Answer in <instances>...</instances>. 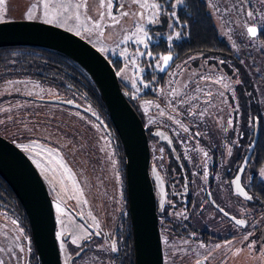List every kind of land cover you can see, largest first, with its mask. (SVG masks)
<instances>
[{
    "label": "rangeland",
    "instance_id": "374dc122",
    "mask_svg": "<svg viewBox=\"0 0 264 264\" xmlns=\"http://www.w3.org/2000/svg\"><path fill=\"white\" fill-rule=\"evenodd\" d=\"M34 2L35 0H6L8 14L5 21L27 20L24 18V12ZM158 2L165 7L163 0H158ZM98 3L99 0H89V15H96L95 9ZM121 3H126V0H121ZM234 3L235 0H211V3L207 4L220 36L230 46V53L225 55L195 54L176 62L173 66L170 62L167 67L169 71L165 83L161 86L151 84L152 80H157L154 75L152 78L149 76V80L144 78L147 69L164 72L155 67L154 56H147V59H154L145 62V66L141 65L143 56L136 57L139 71L131 66L129 58L134 55L137 48L143 52L148 51L142 44L133 42L121 44L120 41L123 40L126 33L120 27L107 29L105 35L99 39L95 35L89 39L83 33L79 36L98 49L104 48L103 53L106 56L121 58L123 63L121 69L124 71L121 72L119 69L118 75L123 82L131 86L132 96L135 99L134 104L139 109L146 126L154 124L175 133L178 129L180 131V126L175 123V120L170 119L173 116L175 119H180V116L186 118L187 115L184 113H186L189 104L180 101H188L195 95L198 96L197 103L203 108L208 99L205 94H198L194 91L197 85L191 81H197L206 92L210 90L214 97L212 105L215 106H209V113L212 115H206L203 120L196 121H199L201 126L207 128L214 135L216 131L213 127L220 125V121L223 125L226 119L227 124V120L231 117L233 123H240L241 115L239 114L237 117L238 112H234L229 105L233 107L237 103L239 105L242 96L246 97L248 104L252 100L253 110L260 111L264 122V34L257 38H251L247 35L246 26L243 25V21L248 19L246 12L253 11L256 15V25L264 29V4H261L260 0H249V3L244 5L245 11L239 12V6L233 7ZM181 5L182 3L177 4L171 12H165L162 9L161 15L155 23H148L145 19L144 28L148 33V46L152 42H158L161 37L170 44L181 38V35H176L178 31L174 27V25H180L177 8ZM217 6L220 9L219 12L216 11ZM225 9H229V11H225ZM131 10L137 11L138 7L132 6ZM172 12L176 13V18L171 16ZM169 25L172 26L169 27ZM122 26L124 29L132 28V18H124ZM69 27H73L71 32L76 33L71 21L62 28L68 30ZM169 36L172 37L171 40L168 39ZM125 50H127L129 58L121 55ZM126 65L128 66L125 67ZM173 73L176 75H172ZM201 76L208 79L201 80ZM218 79L221 80V83H214ZM236 80L241 83H235ZM185 84H188L189 87L185 88ZM224 84H228L230 87L225 88ZM173 89L179 92V96L171 94ZM149 90L152 91L151 97H141ZM219 92H223L224 95H218ZM233 94L236 97L235 101ZM61 98L64 102L51 101ZM67 100H72L73 103L68 104L65 102ZM82 106L87 107L92 114H96L95 108L88 102L77 98L70 91L62 89L57 83H43L28 75H11L7 79L0 80V135L17 144L34 162L53 198L57 232L63 230L64 233L70 235L71 243L73 239H77V243L82 240L85 233L80 225L85 226V224L82 219L77 218L70 211V208L80 212L78 214L85 217L92 227L105 229L109 226L106 218L107 207L102 202L106 180H109L112 185H117V192L107 194L108 200L112 201L113 196L116 195L115 201L122 202V196L118 193L121 190V178L116 171L117 165L115 164L113 167L116 173L106 172L101 176L102 182L99 171L93 166L94 160L98 156L106 157L108 152H112L111 135L94 116L83 111ZM33 143L36 146L30 148L29 151H25L22 147V145ZM48 149L58 152L59 156L63 157L64 163L71 169L83 192L82 196L76 191L72 181L63 173V169L55 164L50 165ZM52 159L55 160L56 157L53 156ZM49 167L52 170L46 171L45 169ZM111 189L113 190V188ZM84 200H87V203H84ZM57 202H61V206L66 210L63 216L56 211ZM61 220H63V224H61ZM96 222L99 223V227L94 226ZM4 226L5 224L0 219V250H2L0 259H3L5 264H29L28 250L30 251V249L26 238H24L22 246L25 251L18 258L19 235L17 237L15 233L10 234L17 230L7 225L9 228L7 233ZM258 243L251 240L250 244H253L251 249H256ZM232 246H227L225 253L226 251L229 253ZM248 249L251 250L249 247ZM260 249H264V246H261ZM248 258L246 264H264V252L254 259L252 256ZM225 260L226 258H220L217 264H222Z\"/></svg>",
    "mask_w": 264,
    "mask_h": 264
},
{
    "label": "flooded vegetation",
    "instance_id": "af4514ba",
    "mask_svg": "<svg viewBox=\"0 0 264 264\" xmlns=\"http://www.w3.org/2000/svg\"><path fill=\"white\" fill-rule=\"evenodd\" d=\"M82 110L94 116L87 107ZM137 110L139 112L138 108ZM239 114L242 117L240 123H233L231 128L226 124V119L223 125L220 121V125L215 128L212 126L216 131L214 135L190 116H180L189 131L184 132L180 127V131L178 129L175 133L154 124L146 126L139 114L149 139V171L157 200L164 264H196L197 260L201 264H217L220 258H226L222 264H246L249 256L254 259L264 252V249H260L264 246V176L261 175V170L264 169L261 150L264 147L260 142L264 137V122H261L260 111L253 110L252 100L248 104L245 96L239 102L237 117ZM103 125L111 135L113 150L106 157L98 156L93 166L100 173V181L106 172L112 174L117 171L121 178V190L118 193L122 196V202L115 201L116 195L112 201L108 200L107 194L117 192V185L106 180L102 202L107 207L106 218L109 226L105 229L92 227L85 217H79L80 212L70 208L77 218L83 220L88 232H101L102 235H92L88 239L83 237L78 243H71V236L66 233L62 238H57L62 264L65 261L67 264H136L125 150L120 137L115 136L114 124L110 126L104 122ZM225 128L227 131H224ZM197 132L201 135L196 136ZM229 147L232 152L230 156ZM205 152L208 153L206 157ZM115 164L116 171L113 168ZM242 165L243 172L240 171ZM238 174L241 186L253 199L247 200L236 192L232 181ZM219 208H223L228 215L220 212ZM178 213L182 214L177 215ZM231 217L244 219L246 223L236 225ZM0 219L5 224L7 233V225L17 230L10 233H15L17 237L19 235L17 257H21L20 254L23 253L20 249L26 238L30 249L29 264H42L26 209L1 174ZM14 220L17 221L16 224L13 223ZM57 229L56 222V233ZM248 233L252 235L245 240ZM251 240L259 242L256 249H248L247 245ZM113 241L116 242L118 251L111 250ZM226 241H231L230 245H233L229 253H225V248L230 246L225 244ZM201 243L205 247L201 248ZM216 244L222 247L216 249ZM100 245L104 247L101 248ZM237 250H240L238 254ZM78 253L80 254L77 255ZM205 257L209 259L206 260Z\"/></svg>",
    "mask_w": 264,
    "mask_h": 264
},
{
    "label": "water",
    "instance_id": "95a60500",
    "mask_svg": "<svg viewBox=\"0 0 264 264\" xmlns=\"http://www.w3.org/2000/svg\"><path fill=\"white\" fill-rule=\"evenodd\" d=\"M0 45L55 49L77 61L94 80L125 150L136 264H164L157 200L149 171L150 146L146 126L123 91L112 61L76 33L38 21L0 22ZM51 101L64 102L62 98ZM249 157L250 154L247 161ZM0 174L26 209L41 263L62 264L55 209L45 181L31 158L2 135ZM79 217L83 218L82 215Z\"/></svg>",
    "mask_w": 264,
    "mask_h": 264
},
{
    "label": "snow or ice",
    "instance_id": "6c2138e0",
    "mask_svg": "<svg viewBox=\"0 0 264 264\" xmlns=\"http://www.w3.org/2000/svg\"><path fill=\"white\" fill-rule=\"evenodd\" d=\"M184 0H177V4L183 3ZM206 4L211 3V0H205ZM249 0H235V3L233 7L239 6V12H244L245 8L244 5L248 4ZM261 4H264V0H260ZM177 4L172 5V7H176ZM137 6V11H132L131 7ZM164 5L158 2V0H126V3H121V0H99L98 6L95 9L96 15L92 16L89 15V0H35L34 3H32L30 6L27 7L26 11L24 12V18L32 21V20H38L46 24H56L61 27L67 25L70 21L73 22V25L75 27L76 35H81L82 33L89 39L92 38L93 35L99 39L100 37H103L105 35V32L107 29L110 28H116L120 27L122 31H124L126 34L123 36V40L120 41L121 44L124 42H133L135 44H142L144 45L145 49L148 47V33L145 31L144 28V21L147 19L148 23H155L159 16L161 15V10L163 9ZM128 8L129 10H125ZM113 9H115V12H113ZM216 11L219 12L220 9L217 6ZM225 11H229V9H225ZM8 14V9L6 7V0H0V22H5V18ZM171 16L173 18H176V13L172 12ZM246 16L248 17L247 20L243 21V25L246 26V32L247 35L251 38H257L261 34H264V29L259 28L255 21H256V15L253 11H247ZM131 17L132 18V28L130 29H124L122 26V21L124 18ZM178 22V21H177ZM172 25H169L171 27ZM134 29V30H132ZM68 31H73V27H69ZM177 36L180 35L179 32L176 33ZM243 35V33H241ZM230 38V37H229ZM169 40L172 39L171 36L168 37ZM236 46L235 44L233 45ZM101 52L105 51L104 48L100 49ZM121 55L128 57L127 50L121 53ZM138 56H149L152 57L153 53L143 52L139 48L135 50V53L133 56H131L130 63L131 66L136 68L137 71H139V66L136 63V57ZM173 61V55L171 52H168L166 54L159 55L155 57V67L159 68L160 71H165L167 67L170 65V62ZM223 63V62H221ZM243 63V61H241ZM126 65L125 67H127ZM124 69H121V72H123ZM172 75H176L173 73ZM201 80H207V77L201 76ZM191 83L196 84V88L194 91L196 93H203L205 94L208 99L205 101V107L201 108L198 101V96H192L188 101L181 100V103H188L189 107L186 110L187 116H190L193 118V120H203L206 115H212L209 113V106L215 107L212 105L213 100V93L209 91H205L203 87H201L197 81L192 80ZM214 83H221V80L218 79ZM235 83L239 84L241 81L236 80ZM147 86V85H146ZM225 88H229L230 86L228 84L223 85ZM185 88L189 87L188 84L184 85ZM172 95L179 96V92L176 89H173ZM29 95L31 93L29 92ZM218 95L223 96V92H219ZM233 100H236L235 95L233 94ZM68 104H72V100L65 101ZM174 103V102H173ZM230 108L234 112H238L239 105L238 103L233 107L232 105H229ZM163 114V113H161ZM95 115V113H93ZM170 119H174L175 123L180 125L181 128H183L184 132H188L189 128L185 127L184 124L180 119H175V117H170ZM227 125L229 128L233 127V119L230 117L227 120ZM224 131H227V128L224 129ZM196 136L201 135V133L197 132L195 134ZM243 134L241 133V136ZM233 143H238V141H233ZM36 145L30 144V145H22L25 151H29L30 148L35 147ZM232 154L231 147L228 148V155L230 156ZM48 155H49V163L57 165L60 169H63V173L67 176L69 180L72 181L75 189L77 192L80 193V195H83L82 190L79 188L74 174L72 173L71 169L67 167V165L63 161V157H60L58 152H55L52 149H48ZM205 157L208 155L207 152L204 153ZM55 156L56 159L53 160L52 157ZM247 159H245L244 164H247ZM46 171L52 170L50 167L45 169ZM240 171H244V165L241 166ZM261 175L264 176V169L261 170ZM207 177V172L205 171V178ZM232 184L235 185L236 192L245 197L247 200L253 199L251 195L245 190L244 187L241 186V179L240 175L238 174L235 179L232 181ZM67 191V189H65ZM211 195V193H209ZM84 203H87V200L83 201ZM214 203V201H213ZM219 207V206H217ZM56 211L63 216L65 214V208L61 206V202H57L56 205ZM219 211L224 213L225 215H228V213L225 212L223 208H219ZM182 213H178L177 215H181ZM95 220V217H93ZM231 219L235 222L236 225H244L246 221L244 219H237L236 217H231ZM14 224L17 223V221H13ZM61 224H63V220H61ZM95 227H99V223L96 222L94 225ZM80 228L85 233L84 239L90 238L92 235L100 236L102 235L101 232H95L90 233L88 232V229L84 225H80ZM22 231V229H21ZM64 231L61 230L60 232H57V238L60 239L64 236ZM252 233H248L244 237L245 240H248V237L251 236ZM72 243H77V239H73ZM231 241H226V245H230ZM64 245L62 244L61 247ZM250 249L253 247V244L247 245ZM101 248L104 247V245H100ZM200 247L203 248L205 245L203 243L200 244ZM222 246L220 244H216L215 248L220 249ZM111 250L113 252L118 251L117 244L115 241L111 244ZM2 251V250H0ZM21 252L25 251L24 248L20 249ZM240 250H237V254ZM211 256V253H209V257ZM209 257H205V259H209ZM0 264H5V261L3 259H0ZM65 264H67V261H65ZM196 264H201L200 260L196 261Z\"/></svg>",
    "mask_w": 264,
    "mask_h": 264
},
{
    "label": "trees",
    "instance_id": "16d2710c",
    "mask_svg": "<svg viewBox=\"0 0 264 264\" xmlns=\"http://www.w3.org/2000/svg\"><path fill=\"white\" fill-rule=\"evenodd\" d=\"M176 1L163 0L165 3L163 9L165 12H171L173 9L172 5ZM177 14L180 25H174V27L180 33L181 38L172 44L163 37L158 39V42H152L146 50L152 52L154 58L171 52L173 55L171 66H173L176 62L195 54L225 55L230 53V46L220 36L218 27L212 15L209 13L204 0H184L182 5L177 8ZM164 17L166 18V16ZM108 58L112 61L118 72L123 65L121 58L113 56H108ZM153 59H147V56H143L141 65L145 66V62L153 61ZM168 71L169 69L160 73L156 70L151 71L147 69L144 78L149 80V76L152 78V75H154L157 77V80H152L151 84L161 86L165 83ZM11 75H28L43 83H57L62 89L70 91L77 98L83 99L94 107L96 110V114L94 115V117L96 116V120L100 119V123L102 124L105 122L110 126L113 125L105 100L94 80L77 61L60 51L33 45H0V80L7 79ZM120 82L127 98L137 110L134 104L135 99L131 93V86L121 79ZM151 95L152 92L149 91L141 97ZM261 122L263 123V118ZM113 129L115 136L119 137L114 126ZM260 142L264 147V137ZM261 151L263 152L262 157L264 158V150Z\"/></svg>",
    "mask_w": 264,
    "mask_h": 264
}]
</instances>
